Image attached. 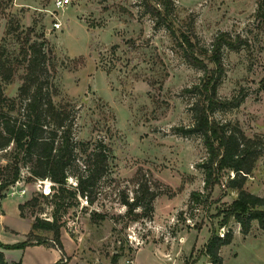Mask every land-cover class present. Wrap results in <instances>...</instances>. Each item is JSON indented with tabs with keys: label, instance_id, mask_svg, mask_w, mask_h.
I'll return each mask as SVG.
<instances>
[{
	"label": "rangeland",
	"instance_id": "1",
	"mask_svg": "<svg viewBox=\"0 0 264 264\" xmlns=\"http://www.w3.org/2000/svg\"><path fill=\"white\" fill-rule=\"evenodd\" d=\"M161 4L68 0L57 7L55 0H10L0 11V43L9 56L17 44L4 32L7 16L22 27L32 26L51 45L57 90L53 100L73 107V139L98 137L110 147L108 171L95 187L93 202L77 196L57 213L60 243L69 255L62 264H109L112 252L118 253L116 264H205L202 247L210 231L221 235L226 228L232 236L219 247L220 264H264V228L252 219L242 233L227 215L236 193L225 186L231 172L219 171L218 181L203 189V173L196 165L206 156L201 137L173 130L193 123L190 104L195 95L187 87L217 71L216 97L233 98L239 89L245 94L236 106L206 116L212 124L228 120L244 134L260 138L263 148L242 188L264 194V24L254 15L256 0ZM180 32L188 35L190 45L179 44ZM220 32L245 42L237 49L218 47L215 65L209 59ZM188 53L205 64L189 63ZM17 83L16 75L4 82V94L13 95ZM5 160L0 150V165ZM142 182L156 195L150 212L133 217L139 207L127 211L120 198L131 199ZM66 183L70 187L73 177ZM192 190L201 192L196 201L190 198ZM50 192L49 180L29 179L24 170L3 190L0 242L11 245L1 247L7 262L41 264L45 259L50 264L58 259L50 242L42 243L39 252L33 243L16 245L35 215L51 217ZM31 196H36L35 205L24 206L20 216L16 204ZM92 211L105 216H90ZM34 232L50 237L46 230Z\"/></svg>",
	"mask_w": 264,
	"mask_h": 264
},
{
	"label": "trees",
	"instance_id": "2",
	"mask_svg": "<svg viewBox=\"0 0 264 264\" xmlns=\"http://www.w3.org/2000/svg\"><path fill=\"white\" fill-rule=\"evenodd\" d=\"M9 1L0 0V11H4ZM159 2L163 8L168 7L169 0ZM149 13L157 17L165 15L160 12ZM254 15L264 24V0H256ZM20 25L17 18L7 16L4 32L12 35L17 44L16 52L12 56L8 55L10 52L0 43V150L6 155V160L0 165V198L4 196L3 190L18 178L22 170L29 179L45 178L50 181L51 217L35 215L24 234V240L16 245L50 242L60 252V257L50 264H62L66 255L59 239L60 222L57 213L61 207L71 205L73 202L70 199L77 196L83 197L87 203L93 202L95 187L108 171L110 147L98 137L78 141L73 139V107L67 102L53 100L57 90L52 82L54 64L51 45L41 33H36L32 26ZM180 37L179 44L185 42L190 45L187 34L180 32ZM213 42L215 48L209 61L217 65L220 60L218 47L224 45L237 49L245 40L238 36L231 39L226 32H220L215 34ZM195 58L188 53L189 63L195 66L205 64ZM216 72L210 74L207 79L203 78L187 87L186 91H192L195 95L190 104L193 123L186 127L174 126L173 130L182 135L196 133L201 137L206 156L196 165L203 173V189L210 188L218 181L219 171L227 169L231 172V175L227 176L225 186L235 189L236 193L226 212L227 215L233 216L239 224V230L245 233L252 219L256 220L260 228H264V194H256L242 188L246 175L263 148V143L255 135L244 134L234 122L224 120L212 124L207 118L206 113L217 108L236 106L245 94L239 89L238 95L233 98L216 97L215 88L220 81ZM15 75L18 80L16 91L8 96L4 94L2 85ZM68 176L74 179L70 187L66 183ZM138 189L139 193L133 194L131 199L125 196L120 198L127 211L139 207V212L135 211L133 217L150 212L151 201L156 195L144 182L138 184ZM199 196L201 192L198 190L190 192V198L195 201ZM35 198L36 196H31L16 204L20 216L24 206L35 205ZM92 215H97L98 218L105 216L102 212L94 211L91 212L90 216ZM224 215L226 216V213ZM36 229L49 231L50 237L40 236L34 232ZM231 236V230L228 228L221 235L210 231L202 247V252L207 256L205 264L221 263L219 247L228 243ZM8 246L11 245L0 242V264H20L19 261L7 262L4 259L1 247ZM117 257L118 253L112 252L109 255V264H116ZM186 263L187 261L183 262Z\"/></svg>",
	"mask_w": 264,
	"mask_h": 264
},
{
	"label": "crops",
	"instance_id": "3",
	"mask_svg": "<svg viewBox=\"0 0 264 264\" xmlns=\"http://www.w3.org/2000/svg\"><path fill=\"white\" fill-rule=\"evenodd\" d=\"M13 194V193H12ZM16 213L18 214V210H17V208H16ZM29 225H30V221H29ZM29 229V226L27 227V230ZM26 230V231H27ZM25 231V232H26ZM32 246H35V247H38L37 249L38 250H36V251H41V250H39V248L40 247H44L45 245H43L42 243H37V244H32ZM55 247V246H54ZM25 248H28V246H26ZM53 249V248H52ZM2 250V252H3V256H4V259H5V257H6V249L5 248H3V249H1ZM26 250V249H25ZM24 251V250H23ZM53 251H54V256L55 257H53V258H59L60 257V252H59V250L55 247L54 249H53ZM74 252V251H73ZM73 252H72V254H73ZM64 254H65V252H64ZM67 255V254H66ZM68 257H69V255H67L66 256V259H65V261L64 262H67V260H68ZM41 260V259H40ZM48 261L47 260H45V259H43V260H41V264H46ZM134 262V261H133Z\"/></svg>",
	"mask_w": 264,
	"mask_h": 264
},
{
	"label": "built area",
	"instance_id": "4",
	"mask_svg": "<svg viewBox=\"0 0 264 264\" xmlns=\"http://www.w3.org/2000/svg\"><path fill=\"white\" fill-rule=\"evenodd\" d=\"M68 3V0H55V5L57 7L62 6L64 4Z\"/></svg>",
	"mask_w": 264,
	"mask_h": 264
}]
</instances>
